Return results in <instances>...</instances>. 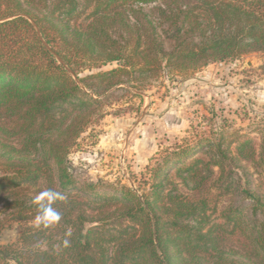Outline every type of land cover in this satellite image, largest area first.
Wrapping results in <instances>:
<instances>
[{
  "label": "trees",
  "instance_id": "trees-1",
  "mask_svg": "<svg viewBox=\"0 0 264 264\" xmlns=\"http://www.w3.org/2000/svg\"><path fill=\"white\" fill-rule=\"evenodd\" d=\"M155 16L173 30L170 50ZM250 53L264 54V0H0V230L6 219L22 226L0 244V264H203L206 256L236 264L221 253L225 233L264 264V192L241 187L251 218L238 205L211 221L204 198L177 191H203L214 177L239 188L229 168L240 162L264 175V146L252 138L177 145L146 166L138 190L80 183L67 165L119 84L140 88L161 69L182 73ZM48 188L66 196L53 207L71 236L33 247L47 235L29 225L32 201Z\"/></svg>",
  "mask_w": 264,
  "mask_h": 264
},
{
  "label": "rangeland",
  "instance_id": "rangeland-1",
  "mask_svg": "<svg viewBox=\"0 0 264 264\" xmlns=\"http://www.w3.org/2000/svg\"><path fill=\"white\" fill-rule=\"evenodd\" d=\"M154 21L165 49L170 50L173 30L164 17L155 16ZM115 65L108 63L92 71ZM141 83L140 88L124 82L111 89L100 119L78 138L67 156L69 171L78 182L99 189L124 185L138 190L146 179L148 164L173 147L200 138L215 140L223 135L235 140L246 136L257 148L264 146V54L213 61L182 73L161 69L156 77ZM229 169L240 180L239 188L225 190L222 179L214 177L203 191L190 192L179 184L177 191L190 201L204 198L211 221H223V213L238 205L249 219L252 201L241 187L263 193L264 175L245 162ZM21 194L32 195L29 189ZM4 225L0 244L14 242L21 224L6 219ZM29 225H34V220ZM39 229H44L47 236L34 242L33 247L45 248L50 239L57 241L72 232L62 219ZM219 247L222 255L236 264H256L249 250L228 233L220 239ZM212 260L206 256L203 264H212Z\"/></svg>",
  "mask_w": 264,
  "mask_h": 264
},
{
  "label": "clouds",
  "instance_id": "clouds-1",
  "mask_svg": "<svg viewBox=\"0 0 264 264\" xmlns=\"http://www.w3.org/2000/svg\"><path fill=\"white\" fill-rule=\"evenodd\" d=\"M65 200L66 196L63 193L52 188L45 189L36 194L32 201V203L37 206V215L34 217V226L39 228L41 226L47 227L58 223L62 218V214L53 207V205L58 201L62 202ZM67 235L71 236L70 230ZM63 243L64 246L67 247L69 241L65 239Z\"/></svg>",
  "mask_w": 264,
  "mask_h": 264
}]
</instances>
